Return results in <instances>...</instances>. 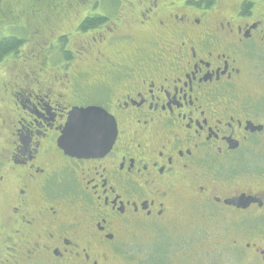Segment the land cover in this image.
Here are the masks:
<instances>
[{"label":"flooded vegetation","instance_id":"obj_1","mask_svg":"<svg viewBox=\"0 0 264 264\" xmlns=\"http://www.w3.org/2000/svg\"><path fill=\"white\" fill-rule=\"evenodd\" d=\"M104 1L0 87V264H264V0ZM88 107L115 142L71 157Z\"/></svg>","mask_w":264,"mask_h":264},{"label":"rangeland","instance_id":"obj_2","mask_svg":"<svg viewBox=\"0 0 264 264\" xmlns=\"http://www.w3.org/2000/svg\"><path fill=\"white\" fill-rule=\"evenodd\" d=\"M0 0V37H18L23 42L17 52V56H6L0 63V87L4 83L19 82L21 78L33 77L38 69V63H34V56L40 53L44 42L55 41V47L51 46L53 62L45 67L48 71H57L60 68L63 56L60 54V45L63 35L73 36L76 27V18H82L87 14L104 13L109 9L104 0ZM51 31L55 34L52 36ZM41 33L40 38L34 34ZM41 41L38 45L37 42ZM72 45V44H71ZM70 45V46H71ZM72 50L75 48L71 47ZM47 50V47L45 48ZM13 59V60H10ZM11 61V63H10ZM14 61V62H12ZM55 61V62H54ZM77 59H74L68 72L77 70ZM43 68V67H42ZM61 69V68H60Z\"/></svg>","mask_w":264,"mask_h":264},{"label":"water","instance_id":"obj_3","mask_svg":"<svg viewBox=\"0 0 264 264\" xmlns=\"http://www.w3.org/2000/svg\"><path fill=\"white\" fill-rule=\"evenodd\" d=\"M96 114H103L111 122V134L100 146V140L89 142L85 138V132L94 125L93 117ZM75 117H79V124L76 125ZM75 125V126H74ZM117 127L114 118L100 107H88L74 109L69 116L62 136L59 139V147L69 156L78 158H89L103 156L108 153L116 139ZM71 137V147L69 146Z\"/></svg>","mask_w":264,"mask_h":264},{"label":"snow or ice","instance_id":"obj_4","mask_svg":"<svg viewBox=\"0 0 264 264\" xmlns=\"http://www.w3.org/2000/svg\"><path fill=\"white\" fill-rule=\"evenodd\" d=\"M211 2L215 3V0H211ZM226 2L239 5L242 4L244 0H226ZM181 6H183V4ZM198 6L199 5H197V7ZM74 120L76 122V125H78L79 117H75ZM93 121L94 125L85 132V138L89 142H95L97 139H99L100 146H102L103 142L106 141L111 134V122L103 114H96L93 117ZM69 146H72L71 137H69Z\"/></svg>","mask_w":264,"mask_h":264},{"label":"trees","instance_id":"obj_5","mask_svg":"<svg viewBox=\"0 0 264 264\" xmlns=\"http://www.w3.org/2000/svg\"><path fill=\"white\" fill-rule=\"evenodd\" d=\"M22 42L18 37H9L0 40V60L10 54L17 53L23 45Z\"/></svg>","mask_w":264,"mask_h":264}]
</instances>
